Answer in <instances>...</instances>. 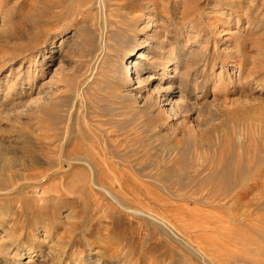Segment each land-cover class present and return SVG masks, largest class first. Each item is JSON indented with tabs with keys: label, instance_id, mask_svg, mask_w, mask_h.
Wrapping results in <instances>:
<instances>
[{
	"label": "rangeland",
	"instance_id": "obj_1",
	"mask_svg": "<svg viewBox=\"0 0 264 264\" xmlns=\"http://www.w3.org/2000/svg\"><path fill=\"white\" fill-rule=\"evenodd\" d=\"M56 1L0 0V62L14 59L0 72V143L16 142L12 150L0 144L1 187L16 186L42 168L55 167L60 157H72L68 146L61 156V140L68 125L80 124L81 136L74 139L77 130L69 134L68 145L83 139L99 144L119 165L115 188L121 181L136 189L134 207L152 209L184 234V225L200 223L205 229L199 227L192 238L208 251L211 264L257 263L221 248L227 234L216 219H227L228 231L243 233L245 249L225 240L230 250L264 252V0H142L135 4L140 9L117 0L108 10L109 53L92 78L85 43L100 33L96 9L86 10L81 0H63L64 8L52 11ZM142 3L146 7L140 12ZM142 13L148 16L132 27L131 19ZM238 13L243 38L233 37ZM131 36L138 41L136 52L127 45ZM228 38L232 46L225 45ZM157 43L166 50L152 54ZM172 49L185 54V89L172 87L173 63L162 72L155 69ZM254 60L261 65L258 72ZM127 61L134 70L128 90L150 96L153 114L124 98L118 67ZM144 64L150 69L136 76ZM29 69L36 74L32 87L21 85L25 75L15 76ZM8 77L11 91L4 85ZM78 89L82 98H77ZM41 97L51 99L50 107L33 112ZM6 99L19 114H7L11 106H3ZM79 174L86 182V174ZM71 180L62 199L48 198L40 208L39 194L30 189L0 199V264H96L105 247L109 253L118 249L129 264H203L169 229L152 221L114 213L111 225L104 203Z\"/></svg>",
	"mask_w": 264,
	"mask_h": 264
},
{
	"label": "bare ground",
	"instance_id": "obj_2",
	"mask_svg": "<svg viewBox=\"0 0 264 264\" xmlns=\"http://www.w3.org/2000/svg\"><path fill=\"white\" fill-rule=\"evenodd\" d=\"M116 1L117 0H81L80 1L81 4H82V7H84L86 10L96 9V11L95 10L94 11L98 15V22H97L98 24L96 26V29H98L100 31V33L98 35H96V36H95V34L91 35L90 37L88 36L89 38L87 39L86 43L84 42L85 43V47H86L87 54L90 55V57H92L91 62H90V70H91V74L90 75H91V78H92V73L94 71V68L97 69L96 68L97 65L99 63H101L103 61L104 57L106 55H108V53H109V47L107 46L108 31H106L109 28L108 27V19H109L108 10L110 8H112V6H113L112 3H115ZM119 2L123 3V5L128 6V7H130L132 9V8L136 7L135 4L141 3L142 0H119ZM144 7H146V5L144 6V4H143L142 10H139V11L140 12H143ZM63 8H64L63 0H62V2L60 0H57L56 1V4H53L51 6V10L52 11L53 10L55 11V10H58V9L60 10V9H63ZM136 8H139V7H136ZM148 8L149 7L147 6V8H145V9H148ZM188 11H190V10H188ZM153 12H155V10H153ZM152 15H153V13L150 14V17ZM245 15H246V13H245ZM133 16H135V14H133ZM133 16H131V17H133ZM147 16H148L147 14L142 13L140 17L138 15H137V17L135 16L132 19L130 17V19H131V22H130L131 23V26L137 28L138 27V24L140 22L144 21V18H146ZM241 17H242V15L240 13H238V15H237V23H236V30L237 31H235L233 37H235V36L236 37L239 36L241 38L244 37V33L245 32H240L239 31L240 27L242 28V25H241L242 24L241 23L242 22ZM190 29L193 31L195 28L194 27H191ZM179 31H180V28H179ZM244 31H247V30L244 29ZM167 34H168L167 33V30H165L164 33H163V36L166 37ZM195 34H197V33L195 32ZM137 42H138L137 39L134 36H131L130 39L127 41V43H128L127 45H129V46H132L133 45L135 47L134 48V51L136 52V48L138 47ZM233 43H234L233 40H231L230 38H228L227 42H225V45H228L229 44L230 46H232ZM157 44L159 45V47L157 45L156 48H152L151 49V53L152 54H154L157 51V49H165L164 46L161 43H157ZM237 50H235L234 52H236ZM225 51H226V49H225ZM135 52H133L132 57L135 55ZM227 54H226V56H228ZM237 54H238V51H237ZM245 54H244V56H246ZM184 56H185L184 52L181 51L180 49L179 50L172 49V51L169 50V51L166 52V63L165 62H157V64H155V69L158 72L164 71V68H168V65L171 64V63H173V65H175V69H177V74L174 76V82H173L172 87L173 88L176 87V89L177 88L178 89H180V88L181 89H185V88L188 87V81H187V78L185 76V73H182V71H181V69L183 70L185 68L183 66L184 65L183 64L184 63L183 62ZM13 60L14 59L7 60V62L5 61L4 63L3 62H0V72L5 67H10V64H11V62ZM0 61H1V59H0ZM128 61H130V60H128ZM128 61H127V63H124V62L119 63V67H118L119 70H120V74H121L120 76L122 77V80H123V84L120 86V88L124 92V98H126V101H128V102H134V104H141L142 103V107L140 109L144 113L153 114V110H152L153 101L150 98V96L143 97V96H140L139 95L140 94L139 92H136L135 93L133 91H129L128 90L129 87L132 85V83L134 81L132 79L133 77H131L132 70H133V67H132L133 62L128 63ZM253 65H256L255 66V69L257 68L256 69L257 72H258V69H259V67L261 65H262L261 68L264 70V65L263 64H261V65L255 64V60H254ZM253 65H251V66H253ZM182 66L184 68H182ZM21 67H23V64H22ZM149 69H150V66L149 65H146V64L140 65V67H138L137 71H135V75L138 76V77H140L139 74H141V72H143L145 70H149ZM244 73H246V72H244ZM248 73L249 72L247 71V74ZM250 73L248 75H250ZM254 74H257V73H255V71H254ZM19 75L20 76H23V77H24V75L26 76L24 78V81H22L21 85H23V86L24 85H29V87H32L33 86V82L36 80V74L34 75V73L31 72L30 69L27 72H25L24 74L21 72V70H19L18 71V74H16L15 76L19 77ZM93 77H94V75H93ZM8 78L9 79L5 81L4 85H5V87H7V90L11 91L12 88H14V87L9 86V85H10V83H12L13 80L10 77H8ZM258 78H260V77L258 76ZM16 79H17L16 80V82H17L19 80V78H16ZM88 80H89V78H88ZM88 80H86V81H88ZM16 82H14L15 83V86L17 85ZM258 82H260V81H258ZM0 84H1V79H0ZM76 95H77V98L78 97L79 98H82V95H83L82 89H78ZM2 104L5 107H8V106L10 107L11 106L10 108H7V110H8V113L7 114H9V115L19 114V113H15L16 107L14 106V103L12 101L6 99V100H4L2 102ZM50 105H51V99L49 101L46 97H41V98H39L35 102V106L32 108V111L33 112H36V113H39L41 111H44V110L48 109L50 107ZM85 127H86V125H85ZM75 130H77V137L74 136V137H76L74 139L77 140L78 137L81 136V135L79 136V134H78L82 130L81 129V125L80 124L68 125V127L65 129V136L61 140L62 144L60 145L61 156L65 154L64 153V149L65 148H66V150L70 148V150L73 152V153L72 152L71 153L74 154L72 157L67 156L69 158L63 160V158H61L59 156L60 155L59 154L58 156L60 157V160H59L58 163L56 162L57 164L55 165V167H53L51 169H48V170L46 168H42L39 172H36L35 174L30 175V177L26 178L23 181H20V183H18L16 186L14 185V186L9 187V188H3L0 185V199L3 198V196H4V199L5 198H9L10 199V197L12 195H14V194L16 195L17 193H19V194L22 193V191L24 189H30L32 191V193L39 194V197L36 199V202H38V204H39V205H37V207L40 208L41 205H42L41 203H43L48 198H53L55 200L56 199H59V198L62 199V196H65V195H62V194L65 191L64 188L66 186L67 179H72L77 186L80 185V184H83L86 187H88L87 189H89V192L91 191V195L93 194L96 198H98V199L101 200L100 202L104 203V205H102L103 206L104 213L106 211V213L104 215L107 218L109 217L111 219V223H110L111 225H113V216H114V213H118L119 215L121 214L122 216L124 215V216H128V217L135 216V217L140 218L142 220L152 221L153 223H155V224H157V225H159V226H161L163 228L169 229L172 232V234H173V236L172 235L171 236L174 237V239L176 240V242H178L180 245H182L187 250V252L190 255H193V256L195 255L198 259H200L203 262V264H211L210 263V260L208 258L209 255L207 256L205 254L208 251H206V252L203 251V248L201 247L202 245H199V244L198 245H194V241H193V238H192V237H195V235L193 234V232L198 231L199 230V227H200V230L201 229H203V230L205 229L204 227L200 226V223H194L193 221H192L193 222L192 223L190 221L191 223H187V225H184L186 222H189L190 219H188L186 217L187 218V221L186 222L185 221L183 222V220H182L183 218L181 217L182 219L179 220V221L180 222L182 221V223H184L183 225H184V227L186 229V234H184L179 229L180 227L178 228L175 225V222L172 223V222L168 221L167 219H165L164 217H162L161 215H159L158 213H156L152 209H143V208H136V207H134V204L135 203L133 204V202H136L135 201L136 199H134V198H138L137 197V194H136V189L133 186H130L129 184H126L127 183L126 181H125L126 183L119 181L120 182V185L118 186L119 187V190H117L115 188L116 185H114V180H117L118 181L117 175H116L117 173H116V170L115 169H117L119 165L116 167L115 164H114V162L112 161L113 158L110 159V156H109V159H108V157L105 154L102 153V151L100 150V147L101 146L99 144L89 143V145H88V142H87L88 140L85 141L83 139V140H78L79 143H76V145H75V142H74V144L71 143V146L68 145V143L71 140V138H69L70 137L69 134L71 135V133H73ZM79 139H81V138H79ZM14 142H11V145L8 146V147H10L11 150L14 148L13 147L14 144H16V142L15 143ZM0 144L5 145L6 143L5 142H2ZM5 146L7 147V145H5ZM67 146L69 148H67ZM101 149H103V148H101ZM114 161H115V159H114ZM116 164H117V162H116ZM79 172L81 174H82V172H83V174L84 173L86 174V178H87L86 182L80 181L83 178L82 179H79L82 176V175L79 174ZM76 185H74V186H76ZM77 186H76V188H77ZM138 188L142 189L143 187H142V185L141 186L138 185ZM139 198H140V196H139ZM24 200L28 201V199H25V198H24ZM29 201H31V200H29ZM3 202H6V200L5 201L3 200ZM129 203H131V204H129ZM48 205H49V203H48ZM17 210H18V212L22 213V211L24 209H17ZM173 212H174V210H173ZM23 213H24V211H23ZM187 214H188V212H187ZM191 219H192V217H191ZM48 220H50V219L48 218ZM216 220H219L218 223L221 224L220 228H221L222 233L223 234L224 233L227 234V235H224L223 236L225 239L222 240L223 243H220L221 244V248L225 247L226 251H230L229 253H231V252L236 253L237 256H239V259L240 258H243L244 259L243 255L244 256L245 255H248L249 257H252L253 259H257V263H255V264H264V262H261L260 261L261 259L264 260V252H262L263 249H258V248H255V247H251L250 249H247V252L246 251L234 250V249H233V251L230 250L228 248L227 244L225 243L226 242L225 240H227L228 243H232V245L234 244V246H236V248H237V246H239V247H243L245 249V245H247V244H245V242H244L245 239H244L243 233H240L239 231L238 232H236V231H234V232L233 231L232 232L231 231H228V229H231V228H229V226H227V224H228V222L226 223L227 219H219V217H218V219H216ZM46 221H47V219H46ZM106 226H108V225H106ZM180 226L182 228V225H180ZM208 229H209V227H208ZM31 233H32V230H31ZM222 233H221V236H222ZM201 234H202V232H201ZM201 234H199V235L201 236ZM213 234H216V232L213 233ZM20 235H23V234H20ZM247 237H249V236H247ZM107 240H109V239L107 238ZM16 241H17V239H16ZM88 242H90V241H88ZM13 244L15 245V243H13ZM108 248H109V246H108ZM104 249L105 250L102 253L99 252L100 253L99 254L100 255V259H97V263L98 264H110V263H107V260L108 259L110 260L111 264H115L113 262V260H121V261H125L126 264H129V261L130 260L128 261L126 257L120 256L122 254H121V252H119L118 249L113 248L112 250H110L111 253H109L108 251H106L107 250L106 247ZM204 250H205V246H204ZM20 252L21 251H19L17 249V252L16 253L19 254ZM244 252H245V254H244ZM210 256H212V254ZM107 257H109V258L107 259ZM229 257H230V255L228 254V258ZM88 260L91 261V259H88ZM258 261H260V262H258ZM242 263L244 264V262H242ZM212 264H215V263L213 262Z\"/></svg>",
	"mask_w": 264,
	"mask_h": 264
}]
</instances>
